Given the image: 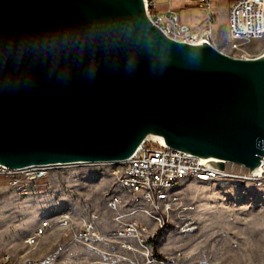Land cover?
Returning <instances> with one entry per match:
<instances>
[{
	"label": "water",
	"instance_id": "95a60500",
	"mask_svg": "<svg viewBox=\"0 0 264 264\" xmlns=\"http://www.w3.org/2000/svg\"><path fill=\"white\" fill-rule=\"evenodd\" d=\"M148 141L260 176L264 50L175 39L147 0H0L1 166L116 165Z\"/></svg>",
	"mask_w": 264,
	"mask_h": 264
},
{
	"label": "rangeland",
	"instance_id": "374dc122",
	"mask_svg": "<svg viewBox=\"0 0 264 264\" xmlns=\"http://www.w3.org/2000/svg\"><path fill=\"white\" fill-rule=\"evenodd\" d=\"M181 1L175 0L173 7ZM229 3L213 2L214 45L234 56L228 44ZM158 4L165 10L168 0ZM197 15L204 12H182L188 25L195 23ZM246 49L257 55L264 46L253 41ZM112 169L110 164L54 167L47 177L28 185L25 181L13 185L0 176V264H154L142 249L75 241L72 230L55 219L62 208L71 211L74 219L97 211L100 228L107 231L111 226L107 199L119 190ZM177 191L179 201L172 203L173 211L163 227L142 213L136 216L151 227L149 242L157 259L163 264H264V188L253 183L219 187L189 180ZM48 217L51 226L46 233L36 244H27L25 239Z\"/></svg>",
	"mask_w": 264,
	"mask_h": 264
},
{
	"label": "built area",
	"instance_id": "2783aa9c",
	"mask_svg": "<svg viewBox=\"0 0 264 264\" xmlns=\"http://www.w3.org/2000/svg\"><path fill=\"white\" fill-rule=\"evenodd\" d=\"M173 1L168 0L167 9L160 10L158 0H147L154 23L175 39L191 42L206 39L214 44V0H196L197 6L206 11L207 17L195 26L182 22L180 10L173 7ZM228 9L229 48L235 57L252 56L246 45L262 41L264 46V0H230ZM110 165L119 190L107 199L106 206L111 213V226L107 231L100 228L101 216L97 211L81 214L74 219L71 211L62 208L54 214L55 219L72 230L75 241L85 244L112 242L123 250L142 249L148 262L154 264H163L164 261L154 255L149 242L150 225L139 222L136 216L142 213L163 227L173 211L172 203L179 201L177 188L184 182L193 180L219 187L253 183L255 188H264V165L258 177L250 176L248 168L242 169L231 163L226 165L224 171H218L206 166L196 156L154 141H148L133 159ZM51 168L54 167L11 170L0 165V176L9 179L13 185L23 181L28 185L47 177ZM49 219L43 220L25 239L27 244L34 245L40 240L51 226Z\"/></svg>",
	"mask_w": 264,
	"mask_h": 264
},
{
	"label": "crops",
	"instance_id": "0c3cea01",
	"mask_svg": "<svg viewBox=\"0 0 264 264\" xmlns=\"http://www.w3.org/2000/svg\"><path fill=\"white\" fill-rule=\"evenodd\" d=\"M174 3H175V0L173 1ZM177 4H178V6L176 7L177 9H179L180 10V17H181V20H182V22H184L183 21V18H182V12L185 10V9H199V10H202L203 12H204V15L202 16V15H197L196 17H195V23H193L192 25H189V26H195L196 24H198V23H200V22H202V21H204L205 19H206V17H207V13H206V11L203 9V8H201V7H198L197 6V3H195L194 1H190V0H183V1H181V2H177ZM161 10V9H160ZM184 23H186V22H184ZM187 24V23H186Z\"/></svg>",
	"mask_w": 264,
	"mask_h": 264
}]
</instances>
